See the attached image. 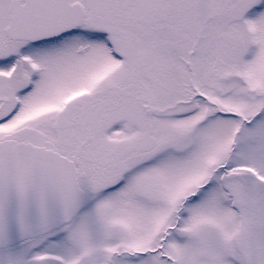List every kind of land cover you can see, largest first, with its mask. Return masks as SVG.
Segmentation results:
<instances>
[{
  "label": "snow or ice",
  "instance_id": "obj_1",
  "mask_svg": "<svg viewBox=\"0 0 264 264\" xmlns=\"http://www.w3.org/2000/svg\"><path fill=\"white\" fill-rule=\"evenodd\" d=\"M0 264H264V0H0Z\"/></svg>",
  "mask_w": 264,
  "mask_h": 264
}]
</instances>
